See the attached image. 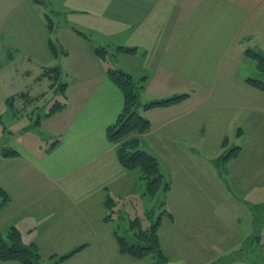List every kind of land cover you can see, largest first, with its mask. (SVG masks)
Returning a JSON list of instances; mask_svg holds the SVG:
<instances>
[{
	"label": "crops",
	"instance_id": "obj_1",
	"mask_svg": "<svg viewBox=\"0 0 264 264\" xmlns=\"http://www.w3.org/2000/svg\"><path fill=\"white\" fill-rule=\"evenodd\" d=\"M63 4L71 14L79 15L68 28L70 49L63 57L72 56L67 76L74 84H66L64 94H68L60 111L37 117L38 125L36 118L32 122L34 129L47 127L46 136L54 139L49 147L43 148L41 138L31 130L24 133L23 144L13 147L5 142L16 156L3 157L7 148L0 149V187L9 198L0 210V234L16 228L24 244L36 247L43 264L55 263L82 245L81 251L60 264H133L134 258L118 252L113 217L117 211L124 216L130 208L136 212L131 202L134 196L146 213L149 205L144 207L143 201L151 198L144 195L140 171L123 169L115 157L117 144L105 137L106 127L121 111L123 96L107 78V62L95 57L97 47L106 48L111 65L140 83L141 104L188 95L177 104L142 110L150 127L138 136L139 148L156 160L159 154L168 159L166 150L179 154L187 138L198 133L203 140L206 134L214 138L216 152L228 146L231 135L246 138L249 152L245 154L241 144L234 146L239 148L237 155L221 167L230 192L239 194L253 217L252 209L264 205V93L246 83L250 77L241 74V68L246 63L256 71L245 50L263 54L264 0H64ZM255 43L259 47L244 49ZM116 47L136 51L114 52ZM49 68L59 67L44 68L39 80L51 82L43 76ZM6 99L4 107L14 120L19 121V115L28 120V106L14 108ZM0 128V136L8 131L1 116ZM169 139L174 143L179 139V148ZM226 183L222 180L224 187ZM220 190L217 196L222 200L226 195ZM105 197L114 201L117 210L112 221L103 220ZM166 219L172 226L177 224L173 216ZM162 221L158 238L163 249ZM218 223L231 229L232 236L228 247L226 233L217 236L215 248H223V256L217 254L219 260L230 257L228 263L264 264L263 228L249 224L243 247L234 225Z\"/></svg>",
	"mask_w": 264,
	"mask_h": 264
},
{
	"label": "rangeland",
	"instance_id": "obj_2",
	"mask_svg": "<svg viewBox=\"0 0 264 264\" xmlns=\"http://www.w3.org/2000/svg\"><path fill=\"white\" fill-rule=\"evenodd\" d=\"M35 1L0 0V116L2 124L8 129L0 136V149L2 146L7 148L6 143L8 142H11L13 147L17 143L23 144V140L26 139L23 137L24 133L27 131L29 133L31 130H34L35 134L41 138L43 148L49 147L54 139L46 136L47 127L34 129L32 122L34 118H43L56 102L60 104L66 102L68 93L63 95L57 89L58 84H74V81L70 82L67 76L72 56L70 55L69 59L63 57L67 56V50L70 49L68 28L73 27L72 21L74 20L72 19H78L79 15L71 14L63 4L64 0ZM48 40L54 44L57 58H54L51 50L47 48ZM60 41L64 48L61 47ZM245 47L244 49H251L259 45L255 43L249 48L248 45ZM261 53L264 56V49ZM248 62H251L252 67L254 65L256 67L252 59L249 58ZM244 65L241 68L243 72L241 74L247 75L245 77L256 78L255 69H249L246 63ZM52 66H58L62 73L55 89L51 90L49 84L54 82V79L48 82L46 78L41 80L38 78L44 68ZM21 93L25 94V98L18 99L16 95ZM42 93L44 95L42 98L32 99ZM11 96H16L13 103L14 108L28 106V113H26L29 114L28 120L21 119L19 115V121H16L10 116L3 102ZM138 112L140 116L143 114L141 109ZM169 140L172 144H177L179 148V139L174 140L175 143ZM245 141L246 138L237 139L231 135L228 137V146L216 152L219 148L213 147L214 138H209L206 134L203 140V136L201 137L198 133L194 137L187 138V144L181 147L182 151L179 154H176L177 150L174 149L173 152L166 150V153H170L167 154L168 159L161 158L159 154L157 162L163 175V181L170 184V190L163 195L161 189L154 198L143 201L144 207L149 205V218H146L145 212L143 213L142 203L138 196H134V200H131L136 212L130 208L124 212V216H121L117 215L118 211L113 208V212L117 211L114 214L113 223L118 235L131 243L127 232L129 215L136 213L135 216L142 220V226L145 228L149 227L150 221H155L160 212L165 210L177 219V224L172 226L166 219L167 215L162 217L160 234L163 249L160 247L166 258L165 264H233V262L228 263L230 257H223L225 262L217 258V254L223 256V248L219 246L215 248L217 236L226 233L224 242L227 243V247L232 242V236L228 232L231 229L220 226L218 220L230 227L234 225L233 230L236 235L239 234L238 239L244 240L243 247L246 241L245 230L249 224L253 225V222L257 229L263 228L264 238V205L253 208L252 217L250 207L239 201L241 199H239V194H234L232 190L230 192L224 177V169L221 167L224 155L234 146L241 144L245 147V154L249 152ZM222 180L226 183L225 187ZM220 188H223V192L225 190L226 195L222 200L217 196L221 192ZM242 200L247 202V200ZM161 202H164L163 206ZM235 202H237L236 209L233 213ZM125 205L130 207V204L125 203ZM119 206L122 208V202ZM119 218L122 222L118 221ZM242 245H239V248ZM241 253L243 250L239 254ZM131 260L133 264H157L152 256L141 260ZM54 261L49 264H54ZM235 264L241 263L235 262Z\"/></svg>",
	"mask_w": 264,
	"mask_h": 264
},
{
	"label": "trees",
	"instance_id": "obj_3",
	"mask_svg": "<svg viewBox=\"0 0 264 264\" xmlns=\"http://www.w3.org/2000/svg\"><path fill=\"white\" fill-rule=\"evenodd\" d=\"M75 31L87 39L84 34ZM50 49L56 53L54 44L49 41ZM135 48H122L116 47L114 52H122L125 54H134ZM95 57L102 61L107 62L106 75L109 81L115 85L123 96V105L121 111L117 115L115 121L106 127L105 137L108 142L117 144L115 149V157L118 164L125 170L138 169L141 173V180L144 181L145 192L144 195L149 198H154L158 192L162 189L163 195L170 190V184L163 181V175L160 171L157 160L144 152L139 148L138 136L146 133L149 130L150 123L147 119L139 115L138 110H148L153 108L165 107L173 104H177L186 99L188 95H181L173 97L167 100H161L146 104H141L138 100V91L141 86L140 83L135 82L130 75L111 65L108 60L109 52L106 48L97 47L93 51ZM245 55L252 59L256 64V78L246 79V83L252 88L264 93V56L253 51L245 50ZM59 68H49L45 70L43 76H48L50 79H54L51 83V88L57 85V81L60 77ZM52 81V80H51ZM66 85L58 84L57 89L64 94ZM25 96L23 93L18 94L17 97L21 98ZM16 96H11L6 99V104L13 107V102ZM64 105L56 102L44 115L48 117L58 111H60ZM40 123V119L36 118V124ZM222 146H225V141L222 142ZM238 147L229 150L224 155L223 162L234 158L238 153ZM3 157L16 156V152L11 150H3ZM9 198L7 194L0 187V210L7 205ZM104 207L107 210V216L103 218L104 221H112L114 201L110 197H105ZM164 202H161V206ZM148 211L145 213L148 217ZM172 219L171 214L163 210L156 217L155 221H150L149 227L142 226V220L139 217H135L128 222L127 232L131 243L124 237L118 235L117 231H113V238L116 242L118 252L123 255L130 256L134 259H143L147 256H152L156 259L157 264H165V256L161 250L158 238V229L163 216ZM85 245L79 246L66 255L57 258L54 264H60L61 262L69 259L77 252L81 251ZM0 262H16L18 264H43L36 247L33 244H24L21 240L19 231L10 227L5 234H0Z\"/></svg>",
	"mask_w": 264,
	"mask_h": 264
},
{
	"label": "water",
	"instance_id": "obj_4",
	"mask_svg": "<svg viewBox=\"0 0 264 264\" xmlns=\"http://www.w3.org/2000/svg\"><path fill=\"white\" fill-rule=\"evenodd\" d=\"M35 1V0H34ZM36 2V1H35ZM36 3H38V4H41V3H39V2H36Z\"/></svg>",
	"mask_w": 264,
	"mask_h": 264
}]
</instances>
